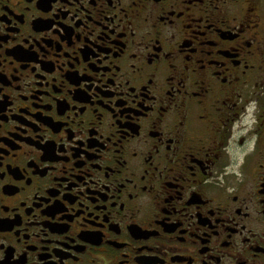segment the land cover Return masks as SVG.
<instances>
[{"label": "flooded vegetation", "instance_id": "1", "mask_svg": "<svg viewBox=\"0 0 264 264\" xmlns=\"http://www.w3.org/2000/svg\"><path fill=\"white\" fill-rule=\"evenodd\" d=\"M0 264H264V0H0Z\"/></svg>", "mask_w": 264, "mask_h": 264}]
</instances>
